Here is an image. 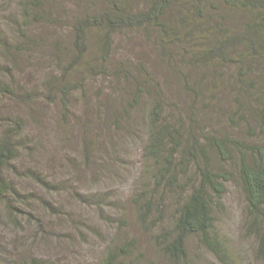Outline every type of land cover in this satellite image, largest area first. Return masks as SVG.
Returning <instances> with one entry per match:
<instances>
[{"label":"rangeland","instance_id":"rangeland-1","mask_svg":"<svg viewBox=\"0 0 264 264\" xmlns=\"http://www.w3.org/2000/svg\"><path fill=\"white\" fill-rule=\"evenodd\" d=\"M106 1L46 0V10L53 15L26 29L25 0H0V82L12 83L19 92L43 91L48 79L57 82L64 71L62 64L68 67L71 62L70 25L85 11L102 9ZM133 4L141 6L143 0ZM240 13L235 15L238 20L249 21L250 13ZM25 31L30 39L22 35ZM161 39L155 30L117 33L109 70L125 68L124 61L131 68L121 73L120 80L100 73V62L92 72L83 66L67 69L64 80L70 77L78 88L72 93L69 111L62 108L60 93H55L53 100L3 97L2 123L7 127L18 120L24 128L19 157L5 171L14 188L0 199V264L32 259L43 264H104L109 250L127 248L130 243L134 245L127 260L135 264H264L238 178L227 183L223 207L217 213V228L231 249L227 263L196 236L190 237L188 257L182 262L171 260L162 251L156 237L173 224V194L156 193L154 198L162 201V211L154 209L147 223L142 219V193L152 183L143 154L147 114L157 90L166 94L173 110L185 117V126L193 127L198 135L212 133L247 143L264 142L260 126L257 136L252 135L234 116L238 92L232 73L227 71L222 77L217 69L203 77L200 69L191 70L181 63L182 48L173 49L179 64L174 67L176 59L168 62L161 52ZM57 42L67 46H61L60 62L56 59ZM99 50L100 36L94 31L87 58L95 60ZM141 76L153 78L155 88L136 107L134 77ZM186 83L199 85L196 90L203 94L188 89ZM238 164L236 160L227 166L235 171ZM162 212L164 218L157 224Z\"/></svg>","mask_w":264,"mask_h":264},{"label":"trees","instance_id":"trees-1","mask_svg":"<svg viewBox=\"0 0 264 264\" xmlns=\"http://www.w3.org/2000/svg\"><path fill=\"white\" fill-rule=\"evenodd\" d=\"M134 2L136 0H108L98 11H85L84 16L70 25L72 56L68 67L60 66L64 70L62 77L57 76V82L46 80L43 91L32 89L19 92L12 83L0 82V102L8 94L22 95L23 100L33 101L37 98L53 100L55 93H60L62 108L69 111L72 93L78 88L70 77L64 80L67 69L73 71L83 66L86 71L92 72L96 71L100 62V73L116 76L120 80L121 73L131 68L124 61L125 68L118 67L113 72L109 70V67L112 69L109 61L115 35L126 31L155 30L162 37L160 47L164 58L168 62L176 59L174 67L179 64L173 49L182 48L183 55H179L181 63L191 70L200 69L203 77L210 71L215 73L217 69L222 71V77L227 71L232 73L230 77L234 79L238 92L234 116L246 124L252 135L257 136V126L264 132V0H143L141 6H136ZM25 3L28 9L25 12L26 29H31L38 22L48 21L53 15L46 10V0H30L29 3L25 0ZM240 12L250 13L249 21H241L242 17L238 20L235 15ZM94 31H98L100 36V54L95 60H89L90 36ZM22 35L27 39L31 36L26 31ZM56 45L59 52L56 59L60 62L61 46L63 49L67 46L60 42ZM233 68L235 71H232ZM143 77H134L133 102L136 107L141 106L155 88L153 78ZM157 85L161 86V83L157 82ZM186 87L194 92L200 88L188 83ZM198 92L203 94L202 90ZM133 102L130 105H134ZM170 104L166 94L157 90L148 109L143 154L148 161L153 186L149 184L142 193L144 223L149 222L154 209H163L162 201L154 198L156 193H171L176 202L173 224L164 227L156 237L162 251L171 260L182 262L188 257L190 237L196 236L203 246L227 263L231 258V249L217 228V213L223 207L227 183L238 178L248 202L252 227L258 237L259 255L264 258V142L247 143L241 138L212 133L198 135L193 127L185 126V117L174 111ZM2 122L3 117L0 116V199L7 197L14 188L5 171L19 157L24 128L18 120L15 125L7 127ZM216 158L218 163H215ZM236 160L239 164L233 171L227 165ZM33 175L42 179L36 172ZM163 218L162 212L156 223ZM133 245L130 243L127 248L109 250L104 264H135L127 260ZM18 264L43 263L32 259Z\"/></svg>","mask_w":264,"mask_h":264}]
</instances>
